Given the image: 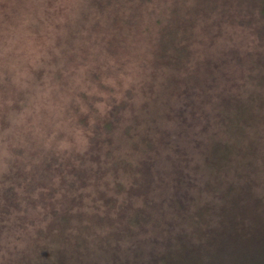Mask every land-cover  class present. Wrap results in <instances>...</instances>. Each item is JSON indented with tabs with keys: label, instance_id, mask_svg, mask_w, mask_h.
Here are the masks:
<instances>
[{
	"label": "trees",
	"instance_id": "trees-1",
	"mask_svg": "<svg viewBox=\"0 0 264 264\" xmlns=\"http://www.w3.org/2000/svg\"><path fill=\"white\" fill-rule=\"evenodd\" d=\"M78 11L0 115V264H264L263 189L249 194L264 165V0ZM93 42L133 55L140 75L104 115L94 93L116 71ZM58 94L73 98L36 106ZM24 110L32 124L17 126ZM67 127L85 133L81 149L63 147Z\"/></svg>",
	"mask_w": 264,
	"mask_h": 264
},
{
	"label": "rangeland",
	"instance_id": "rangeland-1",
	"mask_svg": "<svg viewBox=\"0 0 264 264\" xmlns=\"http://www.w3.org/2000/svg\"><path fill=\"white\" fill-rule=\"evenodd\" d=\"M82 1L84 2L85 0H0V86L2 87V91L0 90V115L5 109L10 107L17 91L25 89L28 82L32 80L34 68L42 65L43 60L47 59L50 53L55 51L54 44L57 34L59 32L60 34L63 33L66 26L65 21L71 23L72 19H75L74 17L78 15ZM36 21L39 22V29L32 25ZM92 34L95 37L96 31ZM85 35L83 33L84 37ZM99 36L100 34H98ZM84 42L90 41L84 39ZM86 47L93 52H97V60L101 58L105 60L104 64L101 65L104 70L116 71V74L111 73L108 77H100L99 90L94 93L103 99V102L96 107L99 114L104 115L109 98L117 96L116 99H120L123 89L129 84L136 83L140 75L133 55L132 57L127 56V58L118 56L107 57L103 47L96 42L90 43ZM80 62L83 64L78 63L79 67L88 72V69L94 66L88 65L87 63H90V61L85 58L81 59ZM81 73L84 76V73ZM75 84L80 89L84 81L79 82V79H76ZM111 86H113L114 91L108 94ZM91 93L89 92L88 94L91 95ZM71 98L73 96L70 97L63 94L53 97L43 95L36 106H39V109H45L48 114H51L53 109H57L58 105L60 107L62 101H67ZM28 116V110L19 113L17 126L31 125L32 122L28 120ZM46 122H48L47 119L44 120V123ZM67 128L68 131L65 134L71 135V141H68L67 145L62 143L63 147L66 148L68 146L67 148H70L74 146L75 150L81 149L85 144V133L81 129ZM250 152L252 151L248 150L246 156ZM259 152L264 163V138ZM2 153L5 154V151ZM1 158L4 159L3 156ZM242 172L247 173L248 170L244 169ZM259 172L261 174L259 177L261 185L257 184L254 188L251 187L249 194H258L260 189H263L262 194H264V165ZM155 194L162 193L158 190ZM47 208H49L48 205ZM16 240L17 238L7 241L6 251L10 252L14 248H21L22 240Z\"/></svg>",
	"mask_w": 264,
	"mask_h": 264
}]
</instances>
